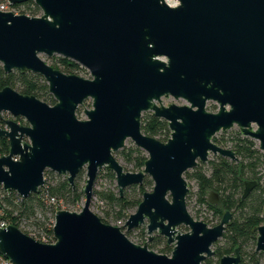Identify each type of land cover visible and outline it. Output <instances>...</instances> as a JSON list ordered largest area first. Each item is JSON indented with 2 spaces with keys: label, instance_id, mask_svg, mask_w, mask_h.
<instances>
[{
  "label": "water",
  "instance_id": "95a60500",
  "mask_svg": "<svg viewBox=\"0 0 264 264\" xmlns=\"http://www.w3.org/2000/svg\"><path fill=\"white\" fill-rule=\"evenodd\" d=\"M32 1L40 16L0 10V64L5 72L42 76L55 103L10 86L0 90V113L11 116L0 117V137L9 145L0 156V187L25 198L44 185L46 170L65 175L73 187L85 169V200L80 211L55 212L52 243L14 224L0 227V253L13 264H202L214 255L231 213L214 226L195 219L184 173L210 153L236 160L230 148L213 142L233 126L264 153V0ZM41 55L70 59L90 77L66 74ZM168 96L187 104L165 106L161 98ZM87 99L91 108L79 119ZM208 101L217 111L206 109ZM144 112L167 121V141L142 132ZM127 139L147 154L141 171H126L116 158ZM101 168L115 174L120 192L151 178L152 190L123 226L131 230L147 220L148 241L154 232L164 236L170 255L132 242L91 210ZM256 184L245 181L242 198ZM208 202L219 204L218 195L210 191ZM180 225L188 231H178ZM256 230L255 250L264 253V221ZM240 260L236 247L219 264Z\"/></svg>",
  "mask_w": 264,
  "mask_h": 264
},
{
  "label": "trees",
  "instance_id": "16d2710c",
  "mask_svg": "<svg viewBox=\"0 0 264 264\" xmlns=\"http://www.w3.org/2000/svg\"><path fill=\"white\" fill-rule=\"evenodd\" d=\"M4 1L6 0H0V3ZM12 6L19 9L20 14L29 16L41 14L39 7L32 0ZM50 65L66 74L81 75V73H86L78 63L61 56L53 58ZM5 86H10L24 95H33L50 105L55 103L42 76L29 71L5 72L0 64V90ZM17 120L24 122L21 117H18ZM0 126H3L2 119H0ZM141 130L144 134L163 142L167 141L170 136L167 121L154 117L151 112L142 114ZM213 141L229 147L237 159L232 160L216 155L208 161L207 172L201 164H198L184 173L186 180H193L196 183L197 202L201 211L208 212L214 217L216 221L213 226L219 223L225 211L231 213L223 235L213 245L214 255L204 259L202 264H219L220 258L234 254L236 247L239 248L240 264H262L264 253L256 251L255 246L256 229L264 221V153L259 150L257 141L242 135L238 129L230 131L226 138H213ZM8 150V140L0 137V156L7 154ZM115 154L130 163L133 172L141 171L147 159V154L134 144L123 147ZM83 174L84 171L81 170L72 187L66 177L55 175L46 170L44 185L37 193H32L25 198L19 196L15 191L4 190L0 187V221L14 224L21 231L40 242L51 243L54 239L52 233L54 214L57 211L56 208H61L59 203L74 207L82 199L85 200L82 187ZM105 174L111 181L115 180V174L112 171L105 170ZM245 181H256L257 184L245 198H242ZM152 186L151 178L146 175L142 184L128 186L122 192L119 191L117 185L114 189L94 190L93 197L96 196L103 204L104 217H100V219L105 223H109V221L124 223L130 210H136L143 193ZM210 191L218 195L219 204L214 205L208 202ZM191 195L188 193L186 202L189 201ZM51 198L55 203L50 202ZM57 204L58 207H56ZM201 211L198 210L197 216ZM23 224L32 226L33 230H25L22 227ZM119 227L122 231L126 230L123 225ZM124 233H129V231L126 230ZM144 243L142 241V244ZM160 243L162 246L159 247ZM147 247L157 249L158 252L167 255L171 253L172 249L166 239L159 243L150 242Z\"/></svg>",
  "mask_w": 264,
  "mask_h": 264
},
{
  "label": "rangeland",
  "instance_id": "374dc122",
  "mask_svg": "<svg viewBox=\"0 0 264 264\" xmlns=\"http://www.w3.org/2000/svg\"><path fill=\"white\" fill-rule=\"evenodd\" d=\"M166 2H168L170 5H175L176 4V1L174 0H166ZM55 57H58V55H53L52 57H47L45 55H41V58L44 59V61L48 64L51 63V60ZM83 68V67H82ZM85 70L86 73H81L80 76L84 77V78H89V73L88 71L83 68ZM161 103L165 106L169 105L170 103H175V104H178V105H183V104H187V102L184 100V99H174L173 97L171 96H168V97H162L161 98ZM84 108L85 109H89L91 108V100L90 99H87L83 105L80 106V108L78 109L77 111V117L79 119H85L86 116L84 114ZM217 108H218V105L212 101H208L206 103V109L210 112H215L217 111ZM5 114H0V117H4ZM255 127V126H254ZM238 129L236 126H233L232 128L226 130V131H219L217 132L213 138H218V139H221L222 137L223 138H226L227 135L230 133V131H234ZM214 142V141H213ZM216 143V142H215ZM258 143V142H257ZM131 144H133V142L130 140V139H127L126 142H125V146L124 147H128L130 146ZM217 144V143H216ZM219 145V144H218ZM222 146V145H220ZM222 147H226V148H229L227 146H222ZM216 155H213L212 153H210L208 155V161L210 159H212V157H214ZM117 160L120 162V164L124 167V169H126V171H131V168H132V165L128 162H126L124 159H122L121 156H116ZM208 161L207 162H203V163H199L202 165V168L207 172V167H208ZM105 170L104 168H101L99 171H98V174H97V177L94 181V185H93V191L94 190H101L103 188H112L114 189L115 186H116V181H111L105 174ZM50 171V170H49ZM84 171V174L82 175V187H84V184H85V179H86V173H85V169H83ZM52 172V171H50ZM133 172V171H131ZM53 174L55 175H60V174H57L55 172H52ZM61 177H65V175H60ZM185 178V177H184ZM186 179V178H185ZM188 182V186H189V193H191V198L189 199L188 202H186L187 204V209L189 211V213L195 218V219H198V220H202L204 222L207 223L208 226H213V224H215V219L214 217H212L211 215L208 214V212H203L201 211V208L197 202V199H196V191H197V186H196V183L193 181V180H187ZM152 188H147L146 191H151ZM83 203H84V200L82 199V201L78 202V204H76L74 207L70 206H66L65 204L63 203H59V207H61L60 209H66V210H70V211H80V209L82 208L83 206ZM56 207H58V204L56 205ZM103 207V204L101 201H99L97 199L96 196L92 197L91 199V204H90V208L91 210L96 214L98 215V217L102 218L104 217V214L102 212V208ZM58 209V208H57ZM198 210H200V214L199 216H197V212ZM135 212V210H130V214ZM146 223H147V220L145 221L144 224L134 228V229H131V230H128L129 233H125L127 235V237L134 243H137L139 245H143L142 244V241L145 242V244L147 245L148 243L150 242H154V243H159V242H162L165 237L162 236V235H159L157 234L156 232H154L152 234V240L151 241H148V234H147V228H146ZM109 224H112V225H115V226H121L123 225L124 223L122 221L120 222H113V221H109ZM22 227L25 229V230H33L32 226H28L26 224H23ZM177 230L180 231V232H186L188 231V228L183 226V225H180L177 227ZM123 232H126L123 231ZM159 247L162 246L161 243L158 245ZM172 248V246H171ZM213 248V247H212ZM154 250L155 252L157 253H160L157 251V249H152ZM172 250V249H171ZM164 254V253H163ZM170 255V254H168ZM212 257V256H211Z\"/></svg>",
  "mask_w": 264,
  "mask_h": 264
},
{
  "label": "built area",
  "instance_id": "2783aa9c",
  "mask_svg": "<svg viewBox=\"0 0 264 264\" xmlns=\"http://www.w3.org/2000/svg\"><path fill=\"white\" fill-rule=\"evenodd\" d=\"M0 10L1 11H12L13 13H15V14H20V10L19 9H16L15 7H13L10 3H9V1L8 0H6V1H4V2H1L0 3ZM41 15V14H40ZM40 15H38V16H40ZM0 114H5V116L4 117H2V118H11V116L8 114V113H6V112H2V113H0ZM23 119V118H22ZM18 123H20V124H25V120H24V122H21V121H19V120H17V118L15 119ZM0 127H5V125L3 124V126H0ZM50 202L51 203H55V201H54V199L53 198H51L50 199ZM57 209V208H56ZM58 209H60V208H58ZM57 209V210H58ZM53 222H54V220H53ZM6 225H8L5 221H0V227H5ZM53 226V225H52ZM55 240L53 239V241L52 242H54ZM51 242V243H52ZM172 246V245H171ZM0 264H13L9 259H7L6 257H4L1 253H0Z\"/></svg>",
  "mask_w": 264,
  "mask_h": 264
}]
</instances>
